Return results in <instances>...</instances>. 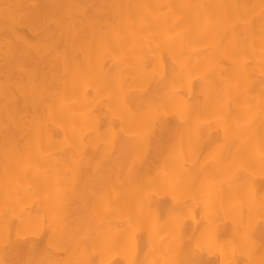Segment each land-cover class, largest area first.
<instances>
[{
	"label": "bare ground",
	"instance_id": "6f19581e",
	"mask_svg": "<svg viewBox=\"0 0 264 264\" xmlns=\"http://www.w3.org/2000/svg\"><path fill=\"white\" fill-rule=\"evenodd\" d=\"M0 264H264V0H0Z\"/></svg>",
	"mask_w": 264,
	"mask_h": 264
}]
</instances>
